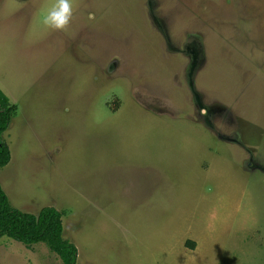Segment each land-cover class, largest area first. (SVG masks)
Listing matches in <instances>:
<instances>
[{"label": "rangeland", "instance_id": "1", "mask_svg": "<svg viewBox=\"0 0 264 264\" xmlns=\"http://www.w3.org/2000/svg\"><path fill=\"white\" fill-rule=\"evenodd\" d=\"M53 3L0 0L10 205L61 210L76 264H264V0H73L67 33Z\"/></svg>", "mask_w": 264, "mask_h": 264}, {"label": "trees", "instance_id": "2", "mask_svg": "<svg viewBox=\"0 0 264 264\" xmlns=\"http://www.w3.org/2000/svg\"><path fill=\"white\" fill-rule=\"evenodd\" d=\"M15 106L0 89V134L9 125ZM10 160L7 145L0 139V166ZM62 211L52 205L41 206L36 212L11 206L0 186V236L14 238L29 245L43 241L60 259V264H76V245L62 235ZM189 241V240H188ZM187 241V242H188ZM190 246H194L191 240Z\"/></svg>", "mask_w": 264, "mask_h": 264}, {"label": "clouds", "instance_id": "3", "mask_svg": "<svg viewBox=\"0 0 264 264\" xmlns=\"http://www.w3.org/2000/svg\"><path fill=\"white\" fill-rule=\"evenodd\" d=\"M74 15L73 0H54V3L42 11L41 22L53 31L69 32ZM94 14L88 19L93 20Z\"/></svg>", "mask_w": 264, "mask_h": 264}]
</instances>
